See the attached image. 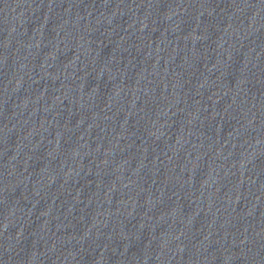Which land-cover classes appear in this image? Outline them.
Masks as SVG:
<instances>
[{"label":"water","instance_id":"water-1","mask_svg":"<svg viewBox=\"0 0 264 264\" xmlns=\"http://www.w3.org/2000/svg\"><path fill=\"white\" fill-rule=\"evenodd\" d=\"M249 0H0V264H20Z\"/></svg>","mask_w":264,"mask_h":264}]
</instances>
